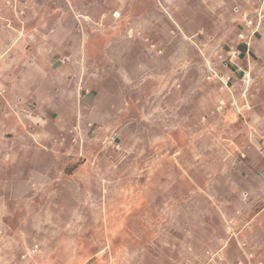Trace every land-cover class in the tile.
Wrapping results in <instances>:
<instances>
[{
    "label": "rangeland",
    "instance_id": "rangeland-1",
    "mask_svg": "<svg viewBox=\"0 0 264 264\" xmlns=\"http://www.w3.org/2000/svg\"><path fill=\"white\" fill-rule=\"evenodd\" d=\"M166 2L189 21L182 31L196 35V43L187 41L178 53L177 43L157 38L177 32L176 27L158 22L140 27L157 39L149 43L151 54L139 58L147 70L146 75L137 74L143 87L139 95L147 101L133 123L108 137L91 133L93 128L89 137L76 136L74 129L64 132L74 170L85 163L92 169L75 171L72 181L57 191L60 200L50 204L62 212L52 219V232L29 229L25 244L33 248L0 255V264L9 257L7 264H163L165 259L170 264L179 259L202 264L222 240L231 239L224 217L242 220L249 214L241 152L253 139L264 142V28L247 29L235 20L205 24L197 0ZM246 13L241 18L257 22L252 9ZM232 47L240 54L230 62ZM242 57L250 68L240 64ZM236 65L244 67L247 76L237 74ZM168 68L175 90L162 99L156 87L167 78ZM45 131L60 148V132L53 126ZM253 187L264 194V187ZM12 192L27 191L15 186ZM263 203L254 204L252 212ZM20 204L11 202L10 208ZM163 211L170 216L161 217ZM250 236L243 235L246 240ZM226 257L223 263L235 264L239 253Z\"/></svg>",
    "mask_w": 264,
    "mask_h": 264
},
{
    "label": "crops",
    "instance_id": "crops-1",
    "mask_svg": "<svg viewBox=\"0 0 264 264\" xmlns=\"http://www.w3.org/2000/svg\"><path fill=\"white\" fill-rule=\"evenodd\" d=\"M248 8L257 19L263 14L259 27L264 28V0H197V12L205 11L200 20L217 26L227 20L242 25L241 16ZM172 9L166 0L159 4L154 0H17L11 5L0 0V255L11 256L18 248L31 250L24 237L29 229L52 232V219L62 212L51 207L60 200L57 191L72 181L75 171L92 169L85 163L74 170L75 158L69 157L73 153L64 132L74 129L76 136L89 137L93 128L91 133L108 137L133 123L141 103L147 101L139 95L143 87L137 74H147L139 58L151 54L149 43L157 39L140 27L155 22L176 27L177 32L157 38L177 43L178 53L187 41L196 43V35L182 31L189 21ZM240 64L251 66L246 57ZM236 67L237 74L247 76L244 67ZM166 73L167 78L156 87L162 99L175 90L169 68ZM51 126L63 137L60 148L45 131ZM251 142L241 152L240 175L249 185L244 201L249 214L232 220L233 229L244 240L243 235H251L246 241L251 242L256 262L264 264V194L253 187H264V142ZM15 186L27 192L15 194ZM11 202L22 204L11 209ZM260 202L262 206L252 212ZM159 215L169 217L170 213ZM40 218L50 221L44 224L38 222ZM228 218L224 217L225 228ZM26 219L36 220L29 223ZM150 244L156 246L153 240ZM231 252L240 257L236 240H222V246L202 264H225ZM10 261L9 257L2 264ZM173 264L195 262L179 259Z\"/></svg>",
    "mask_w": 264,
    "mask_h": 264
},
{
    "label": "built area",
    "instance_id": "built-area-1",
    "mask_svg": "<svg viewBox=\"0 0 264 264\" xmlns=\"http://www.w3.org/2000/svg\"><path fill=\"white\" fill-rule=\"evenodd\" d=\"M13 2L16 3L17 0H13V1L8 0L7 4L11 5ZM262 18H263V14H259L258 20L255 23V21H253L252 19H249L246 15H243L242 20H243L244 26L247 29H250L252 27L259 26ZM239 37L242 39L245 37V35L240 34ZM238 54H239V52L232 47L231 51H230V57H231L230 62H233L234 58H236ZM226 233L230 236L231 239L236 240L238 248H239L240 257L235 264H259L255 260V252L253 251V249L250 247V245L246 241L242 240L240 238L239 233L233 229V220L232 219L227 221ZM35 251L36 250H34L33 253Z\"/></svg>",
    "mask_w": 264,
    "mask_h": 264
}]
</instances>
